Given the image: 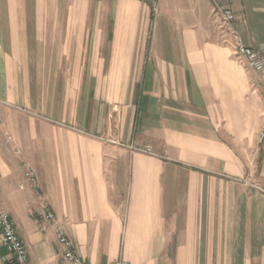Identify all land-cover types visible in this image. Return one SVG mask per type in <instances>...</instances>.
I'll use <instances>...</instances> for the list:
<instances>
[{"label": "crops", "instance_id": "crops-1", "mask_svg": "<svg viewBox=\"0 0 264 264\" xmlns=\"http://www.w3.org/2000/svg\"><path fill=\"white\" fill-rule=\"evenodd\" d=\"M237 41L264 51V0H0V201L30 264L59 262L48 210L91 264H264V98Z\"/></svg>", "mask_w": 264, "mask_h": 264}, {"label": "built area", "instance_id": "built-area-1", "mask_svg": "<svg viewBox=\"0 0 264 264\" xmlns=\"http://www.w3.org/2000/svg\"><path fill=\"white\" fill-rule=\"evenodd\" d=\"M221 13L223 16V22L225 24H229L236 19L235 13L230 8L222 7ZM236 54L242 57L247 67L259 76L262 85V95L264 98V51L245 45L241 41H237ZM258 141L259 143L264 142V128L259 134ZM131 149L154 154L152 148L150 147L139 148L137 146H131ZM25 177L32 187H39L35 170L29 164H25ZM45 217L51 221V225L57 235L58 246L60 250L58 264H91L79 256L75 244L70 238L63 221H61L56 216L53 210H48L45 214ZM0 231L3 237L4 245L11 257V261H13L14 264H30L28 248L20 238L16 230L15 223L13 222L8 211L3 208L1 201ZM112 264L128 263L123 258H119Z\"/></svg>", "mask_w": 264, "mask_h": 264}, {"label": "rangeland", "instance_id": "rangeland-1", "mask_svg": "<svg viewBox=\"0 0 264 264\" xmlns=\"http://www.w3.org/2000/svg\"><path fill=\"white\" fill-rule=\"evenodd\" d=\"M156 3H157V1H156ZM222 26H223V23H221L220 24V27L222 28ZM138 147V146H137ZM139 148H144V147H142V146H139ZM153 150V149H152ZM133 151H135V150H133ZM139 152H142V151H139ZM142 153H145V154H148V155H153V154H151V153H146V152H142ZM153 153H154V151H153ZM155 154V153H154ZM0 264H3V261L0 259Z\"/></svg>", "mask_w": 264, "mask_h": 264}]
</instances>
